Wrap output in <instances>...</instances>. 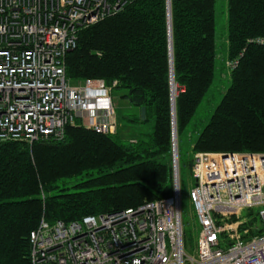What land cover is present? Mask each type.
<instances>
[{"label": "trees", "instance_id": "16d2710c", "mask_svg": "<svg viewBox=\"0 0 264 264\" xmlns=\"http://www.w3.org/2000/svg\"><path fill=\"white\" fill-rule=\"evenodd\" d=\"M214 2L170 0L178 171L179 139L214 76ZM227 19L230 84L183 163L190 173L197 152L264 153V0H227ZM167 30L166 0H134L81 30L66 59L72 84L101 79L111 92L123 91L122 98L152 116L151 132L129 139L118 124L114 134L68 126L61 140L0 141V264H31L29 237L41 220L70 223L172 194ZM253 215L247 210L242 217L250 223Z\"/></svg>", "mask_w": 264, "mask_h": 264}, {"label": "built area", "instance_id": "2783aa9c", "mask_svg": "<svg viewBox=\"0 0 264 264\" xmlns=\"http://www.w3.org/2000/svg\"><path fill=\"white\" fill-rule=\"evenodd\" d=\"M132 1L0 0V141L61 140L68 126L115 133L110 87L72 84L66 59L81 30ZM173 145L169 197L70 223L41 220L29 237L31 264H264V153L194 154L198 236L189 256ZM247 210L255 221L242 217Z\"/></svg>", "mask_w": 264, "mask_h": 264}, {"label": "rangeland", "instance_id": "374dc122", "mask_svg": "<svg viewBox=\"0 0 264 264\" xmlns=\"http://www.w3.org/2000/svg\"><path fill=\"white\" fill-rule=\"evenodd\" d=\"M166 0L167 10V28L168 22V2ZM215 4V70L213 80L209 86L204 98L196 109L193 116L189 132L181 135L178 142L179 155V181L181 192V210H182V225L184 230L185 250L187 255H194V244L198 236V224L195 218L194 210L190 200V191L194 185L190 170L184 167L183 163L190 161L193 157L192 144L200 130L207 124L214 110L218 106L223 96L224 91L228 88L230 81L226 62L228 59L227 50V0H214ZM171 17V15H170ZM171 23V22H170ZM168 31L169 44V63H170V79H171V64L172 51L170 49V41L172 46V37ZM171 81V80H170ZM170 82V92H171ZM180 89L182 92L183 89ZM123 91L113 89L111 92L113 108L117 116V124L121 137L131 138L139 132H151L153 128V118L150 115H145L140 107L130 104L125 98H122ZM171 94V93H170ZM177 95V94H176ZM172 113L175 115V103L171 99V120ZM81 119H76V123H80ZM173 121V120H172ZM176 125V117H175ZM173 128V122H172ZM173 132V130H172ZM173 134V133H172ZM176 149H177V134H176ZM173 143V138L171 140ZM174 144V143H173ZM172 144V145H173ZM174 147V145H173ZM178 159V157H177ZM70 185L78 182V179H68Z\"/></svg>", "mask_w": 264, "mask_h": 264}, {"label": "water", "instance_id": "95a60500", "mask_svg": "<svg viewBox=\"0 0 264 264\" xmlns=\"http://www.w3.org/2000/svg\"><path fill=\"white\" fill-rule=\"evenodd\" d=\"M168 8H169V13H168V22L170 21V0L168 1ZM171 22V21H170ZM169 22V34L171 35V23ZM170 49L172 51V46H171V41H170ZM173 81V72H172V69H171V83ZM172 120H173V134H172V138H173V143H174V151H175V154L177 156V149H176V125H175V115L174 113H172Z\"/></svg>", "mask_w": 264, "mask_h": 264}, {"label": "bare ground", "instance_id": "6f19581e", "mask_svg": "<svg viewBox=\"0 0 264 264\" xmlns=\"http://www.w3.org/2000/svg\"><path fill=\"white\" fill-rule=\"evenodd\" d=\"M171 69L173 71V67H172V64H171ZM177 94V86L174 85L173 81H172V85H171V99L173 101V103H175V96ZM173 122V121H172ZM173 133V132H172ZM178 156H176V159H177ZM178 161V159H177Z\"/></svg>", "mask_w": 264, "mask_h": 264}, {"label": "crops", "instance_id": "0c3cea01", "mask_svg": "<svg viewBox=\"0 0 264 264\" xmlns=\"http://www.w3.org/2000/svg\"><path fill=\"white\" fill-rule=\"evenodd\" d=\"M228 72H229V71H228ZM228 75H229V73H228ZM131 138H133V137H131ZM131 138H130V139H131Z\"/></svg>", "mask_w": 264, "mask_h": 264}]
</instances>
